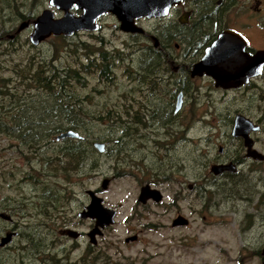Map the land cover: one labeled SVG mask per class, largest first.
I'll list each match as a JSON object with an SVG mask.
<instances>
[{
  "label": "rangeland",
  "instance_id": "1",
  "mask_svg": "<svg viewBox=\"0 0 264 264\" xmlns=\"http://www.w3.org/2000/svg\"><path fill=\"white\" fill-rule=\"evenodd\" d=\"M11 2L4 0V9H9ZM44 7H50L48 0H38L33 9L34 16L28 17L30 23L20 30L17 38L10 42L0 39V75L5 76L10 87L18 88L21 94L29 97L22 102L39 98L41 93L30 87L29 81L27 84L17 81L19 71L15 68L26 64L31 58L43 59L47 68L53 65L62 72H66L68 66L78 67L81 63H89L91 57L98 55L92 51L94 48L109 52L119 50L124 58L114 63V76L110 81L100 78L92 68L78 77V81H84L71 79V87L75 89L78 102L86 113L85 116L80 115L83 130L78 131L79 135L85 140L98 137L96 141L107 144L104 152L97 150L88 153L79 172L69 171L68 178L61 172L67 158L61 150V143L64 138L71 140L74 136L62 139L51 136L37 150H29L24 146L17 147L20 139L9 135L23 130H0V210L9 212L13 217L12 221L0 217V237L12 228L17 230L9 242L0 245V264H240L236 259L238 250L244 243L252 242L254 232L246 231L242 225L244 222L239 220V212L264 210V203L261 202L264 194H260L259 198L257 190L253 189L242 195L248 185L241 180L235 183L229 180L224 186L226 191L231 190L235 194L231 198L222 195L225 191L222 188L215 190L213 184L207 188V198L197 196L187 185L205 173V157L216 154L217 144L223 137L219 135L224 113L229 117L237 109L251 111L253 116L264 112V87L256 89L254 102L247 95L243 97L237 92L235 96L232 92L222 95V90L211 86L207 79H195L191 85L198 98H192L181 109L184 122H190L191 127L188 130L176 128L172 136L175 139L171 144L173 147H163L162 144L155 146L153 140H147L149 144L140 147V129L136 139L126 136L122 139L120 122L109 119L112 113H108V110H117L121 118L132 124L136 111L141 109L138 104H143L144 99L138 80L142 77V71L134 79L126 68L137 67L139 70L141 62H152L149 54L140 55L137 50L142 38L126 34L118 27L117 18L107 14L101 19L102 28L99 30L74 32L64 38L50 35L34 45L28 38L32 20ZM53 10L55 16L62 14L59 9ZM1 16L0 25L5 23L8 27L17 28L22 21L9 19V13ZM154 61L147 64L149 67L152 65L147 70L156 66ZM61 91L59 89L60 94H64ZM40 98L39 105H49L51 102L49 97ZM65 99L70 98L67 96ZM127 105L131 106L129 111ZM172 108L173 103L166 109L171 111ZM61 110L63 108H55L53 112L59 114ZM99 113L104 116L97 118ZM16 115L14 110L8 117ZM29 115L31 117V112ZM162 131H165L164 127L160 128ZM160 136L161 142L169 141L163 134ZM118 148L130 153L125 155ZM60 160H63L62 165ZM147 165H155L157 169H149ZM31 166L41 169L36 179L22 175ZM255 167L258 173L264 171L261 162ZM156 170L157 174L152 175L151 172ZM105 176L110 178L107 186L102 187L101 181ZM148 177L156 180L153 184L162 190L163 198L159 204H151L150 209H144L137 202V195L140 185ZM245 180L251 181V175L245 176ZM86 188H98L97 193L104 198V203L117 210L115 221L97 236L93 251L89 250L87 235L81 236L77 239L78 243L72 245V238L59 233L64 222L82 230H88L91 226L90 219L82 220L77 216V211L89 199ZM177 213L185 215L188 223L172 225L171 221ZM134 232L138 233V238L124 240L125 235ZM51 256L57 262L54 263ZM244 264H258V261L251 257Z\"/></svg>",
  "mask_w": 264,
  "mask_h": 264
},
{
  "label": "flooded vegetation",
  "instance_id": "2",
  "mask_svg": "<svg viewBox=\"0 0 264 264\" xmlns=\"http://www.w3.org/2000/svg\"><path fill=\"white\" fill-rule=\"evenodd\" d=\"M73 10L76 14L81 12L80 8H74ZM58 11L62 13V10ZM107 14L114 15L111 12H105L97 17L98 30L102 28L101 19ZM117 21L118 27L120 28L119 20L117 19ZM134 23L141 29L133 31L120 29L126 34L142 38L139 40L140 47L137 48L140 55L153 52L158 57L155 60L152 55H149L151 60H155L154 63L156 66L153 69L147 70L152 67V65L149 67L147 64H152L153 61L150 63L146 61L144 63L141 62V69L137 70L138 76H140V71H142V77L138 80L140 84L139 90L142 93L144 101H148L149 103L145 104L143 101V104H138L141 109L136 111V122L133 120L130 126L136 128L135 130L137 131L135 133H128L126 137L136 139V133L140 129V147L148 145L149 142L147 140H153V145L155 146L162 144L163 147H173L174 145L171 146V144L175 142V139L172 136L176 132V128L179 130H182V128L183 130H188L191 127L190 122H184V113L181 109L183 104L188 103L192 98H198V94L194 95L195 90L192 89L193 85H191L195 79H207L211 86L222 90V95L227 92H232L233 96H235L237 92L243 95V97L247 95L253 101L257 95L256 89L264 87V78H262L264 76V63L259 73L248 75L239 82L229 80L228 86L217 84L215 78L205 71L201 74H192L194 63L206 54L207 49L222 32L235 33L236 36L228 37L226 42L227 44L230 42L236 44L237 49L244 55H253L257 50L264 49V0H173L165 14L157 16L144 14L136 17ZM82 31H86V29H79L76 32ZM90 31L88 30V32ZM101 51L104 52L103 50ZM96 53L98 54V52ZM90 61L91 68L96 70V67L93 65H97V62H99L98 55L91 57ZM150 76L156 78H150ZM179 92L181 93V104L176 109V100ZM162 102H165V104H162ZM172 103V110H167V106L172 105ZM159 106L162 108L160 109ZM130 107L127 105L128 111ZM238 113L248 117L254 123L253 125H257V127H246L245 135L242 134V129H237L235 132L233 124L235 115ZM224 116L225 118L220 123L223 127H221V134L219 135H223L221 138L222 142L220 141L217 144L216 154H210L205 157V173L203 175L201 174L194 183H188L187 188L194 190L197 196L207 198L208 195H205L209 192L207 188L210 184H213L215 185V190L222 188L225 190L222 195L231 198L235 194L231 190L226 191L224 186L228 184L229 180H233V183L241 180L244 184L248 185L242 195L254 189L257 190L258 197L260 198V194H264V171L261 170L258 173V168L255 165L260 162L264 164V157H254L248 153V144L246 141L249 142L251 148L264 154V112H260L259 116H253L251 111L245 112L237 109L231 116L228 117L225 113ZM229 125L231 127H229L228 132L227 128ZM161 127L165 129L164 132L162 131L163 133L160 132ZM160 134L168 137L169 141L164 140L161 142ZM79 137L81 136L79 135ZM105 145L107 144L104 142L103 150H99L100 152L105 151ZM94 146L97 148L95 144ZM129 153L130 151L127 150L125 155ZM207 165L209 166L206 167ZM213 165H220L219 167L221 169L215 171ZM147 168L154 169L156 166H148ZM151 174H157V170L155 172L152 171ZM247 175H251V181L245 180V176ZM164 176L166 177L167 175L164 174ZM105 177L110 178L109 176ZM168 177L170 178L171 176L169 175ZM154 181L156 180L148 177L140 187L145 183H149L152 187H157L153 184ZM87 189H85V192L89 197L88 202L83 203L79 211L89 203L90 196ZM93 190L96 193L98 192V188H94ZM238 194L241 193L239 192ZM244 197H248V195H244ZM162 198L160 200H154L148 197L144 201H141L138 200L137 195V202H139L142 208L150 209L151 204H159ZM261 202L264 203V199ZM79 211H77L78 219L81 218L83 220L84 218L78 215ZM85 218L91 220V226L88 230L78 229L64 222V226L59 229V233L62 236L72 238V245L78 243L77 239L83 235H87L89 239L87 232L93 227L95 219L91 217ZM7 220L12 221L13 217ZM239 220L244 222L242 225L246 231L254 232V238L251 243L246 242L239 248L236 256L237 261L239 263L241 262L240 264H244L247 259L249 260L251 257H255L258 264H264V210H241L239 212ZM107 226L105 225L100 233H96V240L94 242L89 239L88 246L90 251L94 250L92 248L97 244V236L101 235ZM69 227L78 230V235L73 237L63 231ZM11 230L15 231L12 235L13 237L17 233V230L14 228ZM131 236H134V238L132 239ZM138 237V233L134 232L125 235L124 240L130 241ZM5 244L0 245L4 246Z\"/></svg>",
  "mask_w": 264,
  "mask_h": 264
},
{
  "label": "trees",
  "instance_id": "3",
  "mask_svg": "<svg viewBox=\"0 0 264 264\" xmlns=\"http://www.w3.org/2000/svg\"><path fill=\"white\" fill-rule=\"evenodd\" d=\"M11 1L12 2L10 3V6H8L9 9H4V6L2 5L4 3V0H0L1 15L3 13H9L11 17L9 19H13V21H21L24 19H29L28 17L34 16L33 9L36 6L38 0ZM1 15L0 17H2ZM2 21L4 20L2 19ZM15 30L16 27H8V25L2 23L0 25V39H5L8 42L12 41L14 38H17L20 32H15ZM9 33H14V35L10 37L8 35ZM54 37L64 38V35H54ZM92 51L98 52L99 62H97V65L95 64L93 66L96 67V71L98 72L99 77L110 81L114 76V66L117 64L116 61L123 60L124 58L123 52L119 50H112L113 52L103 50L104 52H102L100 48H94L92 49ZM149 55H152L155 60L158 58L153 52L149 53ZM90 60L91 59H89V63H81L78 67L68 66L66 72H62V69H58L53 65L47 68L46 63L43 59H29L26 64L21 65V67L17 69L15 68L16 71H19V77H17V81L25 84H27L26 82L29 81L31 83L30 87L41 91V93L39 98H33L24 102H22L21 100L29 99V97H26L25 94H21L18 88L15 89L13 87H10L8 81H6L5 76L0 75L1 132L23 130V132L21 133H9V135L18 137L20 139L21 142L19 141L16 143L17 147L24 146L29 150H37L40 146H42V143L44 141L49 139L51 136L55 138V135L59 132L68 129H72L77 132L83 130V125L81 123L82 118L80 115L85 116L86 113L84 112L82 104L78 102L79 98L77 93L75 92V89L71 87V79L73 78L76 82L84 81L83 79L82 81H78V77L80 76V74H82L83 71H89V69L91 68ZM114 63L116 64L114 65ZM126 71H129V75H133V77L131 76L132 78H137V67L131 68L130 70L126 68ZM82 77L85 76L83 75ZM59 89L63 90L61 92L64 94H60ZM43 91L44 94H42ZM42 95L51 99L49 105L46 103L43 105H39V102L42 100L40 97H43ZM64 96L65 98H67L68 96L70 99H65ZM55 108H63V110H61L58 114L57 112H53L55 111ZM127 109L124 111H127ZM14 110L17 115L12 118L8 117V114L14 113ZM108 111V113H112L108 117L109 119H111L112 121L120 122L119 127L123 129L122 139L126 135H128V133H135V131H137L135 130L136 128L130 127L131 124L129 120L121 118L120 112H118L117 110ZM30 112L31 117L29 115ZM95 115L96 114H94V116ZM101 116L104 115L99 113L97 115V118ZM46 119H49V121H47ZM30 120L32 121V124H30ZM96 139H98V137L89 140H85L81 137H74L71 140L68 138L63 139L61 143V150L67 158L64 161V166L62 165L63 160H60L59 163H61L62 165L61 172L63 173L64 177L68 178L69 171L71 170L79 172L80 169H83L82 167L84 166L86 155L98 150L94 146V140ZM123 149L118 148V151L124 152ZM48 162H50V159L48 160ZM42 168H44V160L42 161ZM38 172H41L40 168L31 166L30 168L24 170L22 172V175L30 177L32 179H36L39 177ZM13 173H15V171ZM44 191H46V188H44ZM51 258L55 260L54 263L57 262V259L54 256H51Z\"/></svg>",
  "mask_w": 264,
  "mask_h": 264
},
{
  "label": "water",
  "instance_id": "4",
  "mask_svg": "<svg viewBox=\"0 0 264 264\" xmlns=\"http://www.w3.org/2000/svg\"><path fill=\"white\" fill-rule=\"evenodd\" d=\"M173 0H48L50 7H44L39 14L32 20V30L29 33V41L31 44H39L44 38L50 35H72L79 29L94 30L97 29V17L105 12L113 13L119 20V26L123 30L141 29L134 23V19L141 15H163L167 12ZM53 8L62 10V14L55 16ZM74 8H80L81 12L76 14ZM31 19L22 20L17 26L15 32H19L27 27ZM10 37L14 33L8 34ZM236 36L235 33H221L213 44L207 49V52L198 61L194 63L192 74L206 73L212 75L217 84L228 86L229 80L239 82L248 75L259 73L264 63V49L257 50L253 55H244L237 49V45L230 42L227 44L228 37ZM181 104V93H178L176 100V109ZM248 117L242 114H236L233 129H242L245 135V129L248 126L257 127ZM67 135H77L72 129L59 132L55 138L59 139ZM248 144V153L254 157L262 158L264 154ZM98 150H103L104 142L95 141ZM220 165H213L215 171L220 170ZM223 167V166H222ZM108 177H104L101 186L106 187ZM87 192L90 196L89 203L78 212L82 218H94L93 227L87 232L91 241L96 240V233H100L105 225L114 222L116 208L105 205L103 197L96 193L92 188H88ZM151 197L154 200L162 198V192L157 187H152L149 183H145L140 187L138 200L144 201ZM0 217L11 219L10 213L0 210ZM187 217L183 214H177L172 219V225L186 224ZM69 235L75 237L79 231L74 228H65L63 230ZM14 230L7 231L0 237V244L9 242L12 238ZM133 239L134 236H131ZM128 239V238H127ZM126 239V240H127Z\"/></svg>",
  "mask_w": 264,
  "mask_h": 264
},
{
  "label": "bare ground",
  "instance_id": "5",
  "mask_svg": "<svg viewBox=\"0 0 264 264\" xmlns=\"http://www.w3.org/2000/svg\"><path fill=\"white\" fill-rule=\"evenodd\" d=\"M16 108V107H15ZM69 130V129H68ZM66 131V130H65ZM73 131H75V130H73ZM67 136H74V137H79V133L77 132V135H67ZM64 137H66V136H64ZM63 137H61V138H59V139H62ZM57 139V138H56Z\"/></svg>",
  "mask_w": 264,
  "mask_h": 264
}]
</instances>
